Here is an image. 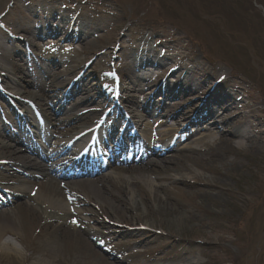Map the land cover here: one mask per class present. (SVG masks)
Returning a JSON list of instances; mask_svg holds the SVG:
<instances>
[{
	"label": "rangeland",
	"instance_id": "374dc122",
	"mask_svg": "<svg viewBox=\"0 0 264 264\" xmlns=\"http://www.w3.org/2000/svg\"><path fill=\"white\" fill-rule=\"evenodd\" d=\"M145 57H161L148 80L138 73ZM0 65L9 72L0 69L2 158L16 151L38 163L25 145L49 149L57 134L39 141L26 126L18 128V118L35 112L42 119L36 104L46 109L49 103L65 104L61 99L70 91L65 111H97L83 125L99 127L104 120L105 137L111 125L118 122V131L124 127L112 111L115 106L131 118L129 103H135L146 116L141 106L151 100L157 107L146 124L159 130L155 124L167 116L182 128L186 124L179 117L209 96L230 105L219 123L228 121L251 135L223 159L214 156L226 148L210 146L179 157L177 170L188 180L199 178L222 190L196 196L170 181L174 174L168 172L161 177L170 178L158 183L166 192L157 194L171 201L160 206L137 171L148 161L130 173L113 167L103 178L86 181L48 175L55 183L73 185L87 222L66 224L84 229L83 237L62 230L52 235L39 208L38 214L28 211L27 200L18 196L3 209L2 197L0 224L17 232L0 235V264H101L100 259L113 257L123 264H264V0H0ZM17 82L29 92L23 96L33 101L32 111L22 104L27 101L12 96ZM76 84L81 93H74ZM164 88L170 95L164 97ZM52 94L55 98H45ZM56 117L60 122L63 116ZM73 124L64 123L59 131L66 133ZM204 125H190L184 133L196 135ZM44 130L51 128L44 124ZM74 133L68 131L67 137ZM156 171L147 172L149 179ZM131 194L138 204L134 211ZM181 205L195 216L184 228L173 213ZM4 244L14 251L4 250Z\"/></svg>",
	"mask_w": 264,
	"mask_h": 264
},
{
	"label": "bare ground",
	"instance_id": "6f19581e",
	"mask_svg": "<svg viewBox=\"0 0 264 264\" xmlns=\"http://www.w3.org/2000/svg\"><path fill=\"white\" fill-rule=\"evenodd\" d=\"M148 51L149 50H146L145 53H154V50H151V52ZM160 59L161 57H158L157 59L145 57L144 60H141V63L138 66V73L141 72L140 78L148 80L147 75L154 70V67L157 64L160 63ZM0 69L6 74L9 73L1 65ZM20 84L21 83L18 82L15 83L16 86L14 88L13 96L19 99L22 98L28 103H33L31 98L28 100L25 99L26 97L23 96L24 93L26 94L29 92L25 88L20 90L18 87ZM43 85L44 83L41 86ZM81 90V87L76 84L74 93H81ZM147 90L149 91V89ZM163 91L165 93L164 97L170 95L167 88H164ZM159 93L160 90L154 92V94ZM72 94V91L68 92L61 100L65 99L67 101ZM146 94H148V92H146L145 95ZM49 97L55 98L53 94L51 96L45 95L47 100L50 99ZM210 100L211 103H209ZM66 101L65 104L61 101H58L57 103H49V108L47 109L43 108L41 103H37L36 108L41 112V115L43 116L42 119H37L32 113L31 116L23 114L18 118L21 121L19 123L20 126L26 124L32 126L31 134H36L39 141L42 140V142H46L50 137H53L54 133L57 134L56 137L53 138V142L49 144V149L44 147V145H41V149L38 148V146L36 147V144L25 146L27 148L26 151L36 155V158L39 160L38 163H30V159L26 156L20 155L16 151L9 152V154L6 153L7 157H4L5 159L0 157V188L3 190L0 191V199H2V197L4 198L2 208L12 204L13 199L16 197H24L27 200L24 203V206L28 211L38 214V208L41 210L43 213V224L46 226V229H49L53 233L52 235H55L54 233L62 230L64 232L73 231L75 234H78L79 232L83 237V233L85 232L81 227L69 228L66 224L67 220H69L70 223L75 221L76 224H80L81 222L84 225L87 222L85 217H82L87 215L86 210L81 208V204L78 201V195L76 194L74 187H72L73 185H62L58 182L55 183L52 181V178L48 177V175H51V177L55 176L59 179L66 180L69 179L67 176L69 172L78 175V169H74V167L81 165L72 159V155H75V153L77 155L82 153V158L91 159L90 161H87L90 162L88 163L89 166H91L92 171L97 174L100 171L103 172L104 168L108 165L112 168V163H120L122 166L115 170H126L127 173H130L132 172V164V167H136V164L139 161H148L143 169L139 168L137 171L141 172V180L148 187L153 201L160 206L171 201L165 197L161 198L157 194L158 192H166L164 186H161L158 183L170 178L161 177V174H167L168 172L174 174L170 181L173 183L175 181L179 182L184 189L192 192L196 196L222 190V187L217 184L199 182V178H195L193 181L188 180V176L181 174V172H178L177 170L179 168L178 166L182 165L181 163L177 164V162H179L177 161L179 157H184L185 154H198L201 152L200 150L202 146H210L211 148H226V150H222V153L214 156L223 159L229 152L237 153L238 150L243 147V142H249L251 139L250 132L247 129H233L230 127L228 121L219 123V120L223 115L222 112L230 105L227 106L226 103H220L215 98H211V96L204 99L203 102H199V104H201L193 108L188 116L181 115L179 117L184 120L186 124L182 128L178 126L176 119L168 122V117H163V113L160 114L162 117L158 120L157 125L155 124L159 130H154V125L146 124L145 120L147 116L153 117L150 114L153 113L152 110L154 107H157L154 102L151 104V100H149L147 104L141 106L142 109H147L145 110L146 116L139 115L137 109L140 106L135 103H129L134 107V109L131 110V118L126 116V111L122 112V110L120 111L117 106H115L112 111L118 112L119 121L123 122L122 124L124 127L122 130L118 131L117 129L119 126L117 127L116 125L118 122L111 125L107 131L106 137L100 131L103 122L99 127H85L83 125L89 124L91 120L97 116V111L82 112L79 115H75L73 113L75 107L71 110L65 111ZM22 104L26 105L24 103ZM231 105H234V103L232 102ZM202 111L207 112L205 116L200 118L197 114ZM57 115L63 116L60 122L55 121ZM254 121L256 122V120ZM70 122L75 124L66 128V133L59 131L64 123L67 124ZM171 122H173V124H170ZM201 123H204L205 127L201 126V132L195 131L196 135L184 133V131H187L186 129L188 126H200ZM44 124L48 129L51 128V130L45 131ZM256 127L260 129L259 124H256ZM68 131L70 133L75 131V133L72 136L67 137ZM28 134H30V132ZM89 137L91 141L94 140L93 145L85 143L84 140L89 139ZM182 141H185V143L180 145ZM108 143L113 145V151L108 149V147L105 150H101L100 146H98L99 144L108 146ZM170 152L172 155L168 154ZM155 157L157 160L154 159ZM81 164L83 163L81 162ZM155 171L156 175L152 177L153 180L149 179V176H152V172ZM147 172L150 173V175L147 174ZM103 174L105 175V173ZM115 175L116 174H114V176ZM130 203L132 204L133 211L136 210L135 206L138 204L133 194L130 195ZM182 210L186 213L183 214ZM145 211L146 210L144 209L143 212ZM173 213L177 214L176 221H178L181 228L190 225L195 217L194 214L189 211L188 207L184 205H181V209L175 208ZM145 226L146 230H149L152 227L151 224H146ZM5 232H10L12 235H15L17 231L11 224H0V235ZM91 234L92 232H87L85 235L88 239L92 240L93 235ZM80 243L83 244L84 241L81 239ZM204 243H206V245L209 244L208 242ZM3 246L4 250H8L9 247L11 248V246H8L7 244H4ZM10 250L13 249L11 248ZM185 256H187L186 252L182 254V257ZM100 263L123 264L116 257L106 261L100 259Z\"/></svg>",
	"mask_w": 264,
	"mask_h": 264
},
{
	"label": "snow or ice",
	"instance_id": "6c2138e0",
	"mask_svg": "<svg viewBox=\"0 0 264 264\" xmlns=\"http://www.w3.org/2000/svg\"><path fill=\"white\" fill-rule=\"evenodd\" d=\"M75 223V221H73Z\"/></svg>",
	"mask_w": 264,
	"mask_h": 264
}]
</instances>
